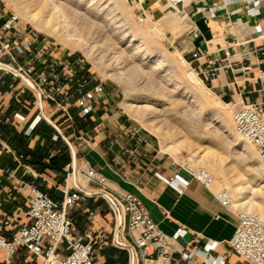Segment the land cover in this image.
Here are the masks:
<instances>
[{
  "label": "crops",
  "instance_id": "crops-1",
  "mask_svg": "<svg viewBox=\"0 0 264 264\" xmlns=\"http://www.w3.org/2000/svg\"><path fill=\"white\" fill-rule=\"evenodd\" d=\"M129 2L138 4L147 18L159 20L169 15L175 24H184L183 31L167 32L197 73L208 70L211 60L218 61V75L206 83L220 98L237 108L255 102L264 104V78L258 77L256 60L252 58L248 63L242 58L244 47L261 45L258 38L264 36V0H181L175 11L170 0ZM7 23L6 19L0 21V50L2 44L10 42L15 62L11 63L2 52L0 63L38 71L55 63L78 62L66 50L18 24L7 29ZM23 41L29 48L18 54L15 47ZM226 46L236 47L227 50ZM249 66L250 81L244 82L246 73L242 68ZM1 70L5 68L0 65ZM4 75L0 74V80ZM33 95L34 90L25 88L0 114V229L5 238L11 240L30 223L29 186L58 202L67 187L85 196L84 201L68 210V216L75 237L90 232L98 240L95 264H132L126 245L127 218L111 199L130 193L142 201L151 220L167 236L173 237L179 230L187 232L172 244L173 264H189L183 258L185 253L196 254L192 264H247L230 246L240 223L238 214L224 208L213 191L194 180L192 172L161 149L154 136L134 132L135 127L124 116L111 114L106 90L97 100L95 112L85 121L76 109L71 110L73 120L68 121L48 104L43 111L37 105L31 106ZM71 147L77 168L95 169L106 179L104 188L79 179V175L75 182ZM175 176L188 181V185L169 182ZM212 245H216L214 250L209 249ZM69 253L67 245L61 244L59 256ZM0 264H5L2 250ZM10 264L42 262L20 249Z\"/></svg>",
  "mask_w": 264,
  "mask_h": 264
},
{
  "label": "built area",
  "instance_id": "built-area-1",
  "mask_svg": "<svg viewBox=\"0 0 264 264\" xmlns=\"http://www.w3.org/2000/svg\"><path fill=\"white\" fill-rule=\"evenodd\" d=\"M181 0H170L171 6L177 8ZM7 24L6 28L11 29ZM260 31V27H258ZM260 46L243 48V61L251 63L256 60L258 77L264 78V36L258 38ZM236 46H226L227 50H234ZM29 48V44L23 41L15 47L18 54H23ZM225 51L226 56L229 52ZM5 52L14 62L12 45L10 42L2 44L0 54ZM200 57L202 53L198 52ZM199 57V58H200ZM218 61L211 60L209 69L197 73L203 83L215 78L219 73ZM227 68L230 63L227 62ZM16 69V68H14ZM246 73L244 82L250 81L251 67L242 68ZM14 76H24L35 88L37 106L43 111L48 104L68 121L73 120L71 110L76 109L82 120H87L95 112L96 102L105 94V87L97 77L80 66V61L55 63L43 69L34 71L31 68H17L16 72L10 71ZM26 84V83H25ZM27 85V84H26ZM28 86V85H27ZM29 87V86H28ZM38 120H41L38 117ZM232 121L237 136L246 143L254 146L258 153L261 172L264 174V104L252 103L235 107L232 112ZM138 133L139 129L135 128ZM76 175L84 178L89 184H97L104 188L106 179L95 169L80 166ZM194 180L200 182L210 190L212 177L204 170L199 169L192 173ZM169 182H179L184 186L188 181L175 176ZM63 199L58 202L35 186H29V207L27 216L30 223L23 226L11 239L3 236L0 229V250L5 254V264H10L14 255L20 249L28 250L42 264H95L94 249L98 240L90 232L80 237L72 234V220L68 216V210L78 202L85 200L80 190L69 191L63 189ZM220 204L238 214L240 223L230 242L233 251L243 258L247 264H264V216L247 214L233 207L231 197L225 190L215 194ZM121 212L127 218L126 245L131 255L133 264H173L172 244L186 235L185 230H179L173 237L167 236L151 220L142 201L135 195L125 193L112 197ZM65 243L70 250L66 256H59L58 250ZM216 245L209 249L214 250ZM194 253H185L183 258L189 264Z\"/></svg>",
  "mask_w": 264,
  "mask_h": 264
},
{
  "label": "rangeland",
  "instance_id": "rangeland-1",
  "mask_svg": "<svg viewBox=\"0 0 264 264\" xmlns=\"http://www.w3.org/2000/svg\"><path fill=\"white\" fill-rule=\"evenodd\" d=\"M59 1H62L61 3L70 12V15H72L70 21H72L73 26H77L76 29H78L80 34L91 46L92 52L90 54L86 55L78 49L66 48L46 33L37 31L26 19L29 12L35 8L32 6V0H0V21L8 20L7 24H11L12 28L13 25L18 24L31 34L45 38L51 43L56 44L58 48L64 49L72 54L74 58L80 61L82 68L92 72L99 82L104 84L106 90L105 100L109 104V112L124 116L129 124L138 128L140 131L148 132L154 136L159 142L161 149V138L154 134L152 130H157L163 136L165 135L166 141L168 142L170 141V136H174L176 141H183L191 145V150L200 153L199 155L206 154L203 152L212 148L222 160L226 157L227 160H223V166L226 169L229 167L228 155L224 156L225 154H222L224 148H229L231 153H233L231 155L234 157L238 156L240 151H236L232 147L231 140H233L234 136H228V134L222 133L220 130L221 123L219 120L210 118L209 113L212 109L221 110L220 107L222 106L219 103H225L230 105L227 108V116L229 115L232 118L234 105L220 98L210 88V85L203 82V85L208 89L206 90L207 95H210L213 99L215 98L219 103L213 104V107H210L202 106L198 102L196 98L198 97L199 99L202 95L206 96V92L204 95L200 90L198 92L191 90V82L186 79V74L195 73L197 75V72L194 66L188 64L183 54L173 44V40L167 31H173L175 27L166 17L159 20L147 18L138 4L128 2V0H69L71 5L67 4L68 0ZM114 1H116V5L113 4ZM182 24H179L180 27L184 25ZM156 26L160 29V32H158L159 30L156 31ZM142 31H145V33H142ZM123 34H126V38L122 40ZM143 34L150 35L154 42L145 44L141 52L139 51V54L135 55L137 52L135 49L140 45V42L133 44L131 43V39L135 35L142 37L144 36ZM172 57L177 62H173ZM8 59H10L11 63L14 62L9 56ZM3 62L7 63V60ZM158 64L160 65L159 68L154 69V65ZM137 70H139V73L142 72L141 75ZM0 74H5L3 80H0V114H3L6 108H9L12 100H15V95L25 88H28V86L21 78L14 76L6 69L1 70ZM196 77L201 80L200 76L197 75ZM151 81H155L156 84H153ZM107 90L109 94H107ZM7 91L8 93L4 94ZM157 91H162V95L159 97L163 102L170 103L168 99L174 100L173 103L171 101L173 109L177 113V116L186 122V126L193 131L194 138H190L191 140H189L185 128L174 124L171 119H164L163 117L155 119L145 116L146 118L144 117L141 120L137 118V114L135 116L134 112L127 108V104H133L140 108L147 105V103L141 102L140 100L131 102L127 98L129 93L135 92L140 97H144L154 92L157 93ZM7 95L9 96L7 97ZM36 105L37 101L35 95H33L31 106L34 107ZM159 110H161V107H159ZM210 138H215L220 143L217 142V144L212 145L209 143ZM250 146L258 158L256 148L251 144ZM191 150L183 148L177 155L178 160L175 156L174 158L175 162L185 170L195 173L199 169L204 168L195 165L196 157ZM234 150L235 152H233ZM227 172L229 173V171ZM258 173L263 174L261 170ZM210 190L217 194L221 190L227 191L229 189L227 186H212ZM237 210L242 212L240 209Z\"/></svg>",
  "mask_w": 264,
  "mask_h": 264
},
{
  "label": "bare ground",
  "instance_id": "bare-ground-1",
  "mask_svg": "<svg viewBox=\"0 0 264 264\" xmlns=\"http://www.w3.org/2000/svg\"><path fill=\"white\" fill-rule=\"evenodd\" d=\"M129 1L131 0H128V2ZM61 2L59 0H32L31 2L33 3L32 6H34L35 8H33V10L29 12V15L26 17V19L29 21V23H31L35 27L37 31L41 33H46L52 38L58 40L64 46L69 47L71 49H78L82 51L83 53H85L86 55L90 54L92 52L91 46L86 41V39L80 34L78 29H76L77 26H73L72 21H70V18L72 15H70V12H68V10L64 7L63 3ZM31 3L29 4L31 5ZM67 4L71 5V2L68 0ZM113 4L116 5V1H114ZM118 5L117 7H119ZM171 8L174 11L177 9L172 6ZM165 17L167 18V20H169L174 25L175 27L174 29L181 30V31L184 30L183 26L180 27L179 24H175L174 21H171L169 15ZM155 29L156 31L159 30L158 32H160V29L157 26L155 27ZM142 33H145V31H142ZM143 35L144 36L142 37H138V35L137 36L135 35L131 39V43L135 44L137 42H140V45H141V46L138 45L136 47L135 51L137 52L135 53V55H138L139 51L141 52L145 44L154 42V40L150 37V35H146V34H143ZM125 38H126V34H123L122 40ZM172 61L177 62V60H175L173 57H172ZM181 62L183 61L181 60ZM159 66H160L159 64L154 65V69L159 68ZM138 71L139 70H137V72ZM141 73L139 74L141 75ZM196 76L197 75H195V73H189V74H186V77H187L186 79H188L191 82L190 83L191 90H193L194 92H198L199 90L201 91V93L203 92L202 94L206 92L205 93L206 96H203L201 94L202 95L200 96L201 98L200 97L199 99L198 97L196 98L198 102L202 106H210V107H213V104H218L219 101L215 100V98L213 99L210 95H207L206 90L208 89L203 85L202 81L199 80ZM151 82H153V84H156L155 81H151ZM148 91H151V90H148ZM161 95H162V91H157V93L154 92L153 94L145 95L144 97H140L137 93L131 92L127 95L128 100H130L131 102H134L135 100H140L141 102L147 103V105L144 106L143 108L136 107L133 104H127L126 106L127 108H129L130 111L134 112L135 116L137 114V118L141 120H143L145 116L146 117L148 116L149 118L150 117L155 118V119H158L160 117H163L164 119H171L174 124L183 126L185 128V131H186V134L189 140H191L190 138H194L193 131H191L186 126L187 125L186 122L180 117H178L177 113L173 109L171 101L173 103L174 100L168 99L170 103L166 101L163 102L159 97ZM192 103L194 104V102ZM219 104H221L222 106L220 107L221 110L212 109L209 113L210 118L214 120H219V122L221 123L220 130L222 133L228 134V136L229 135L234 136L233 140H231L232 147L233 149H236V151L237 150L240 151V154L234 157L232 156L233 153H231L229 148H226V147L224 148V151L222 152V154H225L224 156L228 155V159H229L228 161L229 167L227 169L223 166V162H224L223 160H227L226 157L225 159L223 158L222 160V158H220L219 155L216 154V152L213 151L212 148L207 149L205 152H203L206 154L202 153L203 155H199L200 153L195 152L194 150H191V145L186 144L183 141H180V142L176 141L174 139V136H170V141L168 142L166 141L165 135L163 136V134L159 133L157 130H152V131L159 138H161L162 150L164 152L172 154L173 156H175L177 160H178L177 155L181 152L183 148L186 150H191V152H193L194 156L196 157L195 162L193 161L195 165L203 167L204 170L213 179V182L210 185V189L212 188V186H216V187L227 186V188L229 189L227 191L231 197L233 207L236 210L240 209L242 210L243 213L254 214V215L262 217L264 216V175L258 173L261 170L260 166L257 165L259 163V159L256 157L255 152L253 148L250 146V144L243 142L237 136L232 118H230L229 115L227 116L228 114L227 108L230 105L225 104V103H219ZM159 107H161V110H159ZM217 142L219 141L215 138L214 139L210 138L209 140V143L212 145H214L215 143L217 144ZM233 152H235V150ZM257 156H258V153H257ZM221 157L223 156L221 155ZM227 171H229V173ZM79 179H81L80 176H79ZM222 191L223 190L219 191L218 193Z\"/></svg>",
  "mask_w": 264,
  "mask_h": 264
},
{
  "label": "water",
  "instance_id": "water-1",
  "mask_svg": "<svg viewBox=\"0 0 264 264\" xmlns=\"http://www.w3.org/2000/svg\"><path fill=\"white\" fill-rule=\"evenodd\" d=\"M0 65L1 66H3L4 68H6V69H8L9 71H12V72H16V69H14L13 67H11V66H9V65H7V64H2V63H0ZM20 76V78L32 89V90H34L35 91V88H34V86L32 85V83L29 81V80H27L24 76H22V75H19ZM49 121V120H48ZM50 122V121H49ZM52 125H53V123L52 122H50ZM58 129V128H57ZM71 149H72V168H73V177H74V180H75V182H77V180H76V170H77V160H76V155H75V152H74V150H73V148L71 147ZM76 186V185H75ZM77 187V186H76ZM78 188V187H77ZM111 200V199H110ZM112 201V200H111ZM114 203V202H113ZM121 229H122V224H120L119 225V231H121ZM132 264H133V262H132Z\"/></svg>",
  "mask_w": 264,
  "mask_h": 264
}]
</instances>
